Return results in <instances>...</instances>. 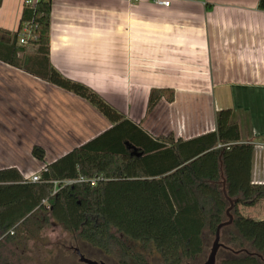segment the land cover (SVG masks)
<instances>
[{"label":"crops","instance_id":"0c3cea01","mask_svg":"<svg viewBox=\"0 0 264 264\" xmlns=\"http://www.w3.org/2000/svg\"><path fill=\"white\" fill-rule=\"evenodd\" d=\"M169 1L52 0L51 65L152 138L213 131L215 113L230 108L252 146L239 179L264 184V10L258 0ZM23 4L2 0L0 29H17ZM152 88H172L174 99L161 98L145 116ZM110 126L85 99L0 61V169L27 178ZM33 145L44 162L32 157ZM239 211L257 219L264 200Z\"/></svg>","mask_w":264,"mask_h":264},{"label":"trees","instance_id":"16d2710c","mask_svg":"<svg viewBox=\"0 0 264 264\" xmlns=\"http://www.w3.org/2000/svg\"><path fill=\"white\" fill-rule=\"evenodd\" d=\"M51 7L52 0L23 4L17 29H0V61L85 99L111 126L44 164L38 181L25 179L15 167L0 169V234L14 227V234L6 235L12 239L24 226L36 224L35 217L48 214L77 233L78 250L89 259L96 260L89 250L107 253L111 241L128 252L111 233L114 228L143 247L151 244L164 264H197L206 259L216 227L228 219L230 198L232 222L220 229L222 247L215 264H264V219L239 211V206L264 200V184L239 179L245 152L252 146L242 142L232 110H218L215 129L196 137L174 139L169 133L152 138L141 122H132L51 65ZM257 7L264 10V0ZM24 26L30 36L19 44ZM161 98L171 102L174 90L150 89L145 116ZM31 155L44 162L43 147L33 145ZM79 177L100 178L94 185L59 184L51 194L53 181ZM136 257L139 264H149Z\"/></svg>","mask_w":264,"mask_h":264},{"label":"rangeland","instance_id":"374dc122","mask_svg":"<svg viewBox=\"0 0 264 264\" xmlns=\"http://www.w3.org/2000/svg\"><path fill=\"white\" fill-rule=\"evenodd\" d=\"M251 213L252 211H249L245 215L253 217ZM44 217L45 219L35 217L36 224L24 226L12 239L6 238L4 233L0 234V264H84L79 261L75 251L78 249L77 233L66 230L48 214ZM261 218H264V215L257 219ZM111 233L121 240L128 252L124 254L123 249L115 241H111L107 253L95 248L88 251L96 255V260L104 259L106 264H139L136 256H141L149 264H164L151 244L143 247L114 228Z\"/></svg>","mask_w":264,"mask_h":264},{"label":"built area","instance_id":"2783aa9c","mask_svg":"<svg viewBox=\"0 0 264 264\" xmlns=\"http://www.w3.org/2000/svg\"><path fill=\"white\" fill-rule=\"evenodd\" d=\"M36 1V0H35ZM34 1V2H35ZM124 2H129V3H137L140 0H122ZM151 2L155 3V4H159L162 6H169V0H150ZM32 0H24V3L26 4H30L32 5L34 3ZM29 32H28V28L27 26H24L20 32L19 38H18V43L19 44H26L27 43V38L29 37ZM44 169V168H42ZM100 177H96V178H92V179H85L83 177H79L77 180H69V179H65L62 181H53L54 184V188L51 192V194H54L56 192L57 186L59 184H71L75 181H88L90 183V185H94L96 180L99 179ZM29 181H38L39 180V173H35L30 175L29 177L25 178ZM14 233V227L11 228L10 230H8L7 232L4 233V236L6 235H12Z\"/></svg>","mask_w":264,"mask_h":264},{"label":"water","instance_id":"95a60500","mask_svg":"<svg viewBox=\"0 0 264 264\" xmlns=\"http://www.w3.org/2000/svg\"><path fill=\"white\" fill-rule=\"evenodd\" d=\"M228 198V197H227ZM228 201H229V206L226 210V215H227V220L220 223L217 227H216V230H215V234H214V238H213V241H212V244H211V247L209 249V253L205 259V261L201 262V263H197V264H215L216 262V253H217V250L222 247V244L220 242V229L225 226V225H228L232 222V215L230 214V211L233 207V201L232 199L228 198ZM78 257H79V261L84 263V264H104V262L102 261H96V260H92V259H89L87 257H85L83 254H81L79 252L78 249H75ZM186 264H193V263H186Z\"/></svg>","mask_w":264,"mask_h":264},{"label":"flooded vegetation","instance_id":"af4514ba","mask_svg":"<svg viewBox=\"0 0 264 264\" xmlns=\"http://www.w3.org/2000/svg\"><path fill=\"white\" fill-rule=\"evenodd\" d=\"M14 234V233H13ZM92 260H94V259H92ZM96 261H102V262H104L103 260H96ZM104 264H106V262H104Z\"/></svg>","mask_w":264,"mask_h":264}]
</instances>
